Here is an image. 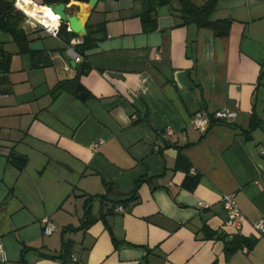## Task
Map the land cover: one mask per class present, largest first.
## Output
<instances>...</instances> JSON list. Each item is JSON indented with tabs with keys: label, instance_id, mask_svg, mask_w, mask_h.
<instances>
[{
	"label": "crops",
	"instance_id": "crops-1",
	"mask_svg": "<svg viewBox=\"0 0 264 264\" xmlns=\"http://www.w3.org/2000/svg\"><path fill=\"white\" fill-rule=\"evenodd\" d=\"M167 1L145 28L146 0L66 5L84 15L93 39L85 73L65 51L83 38L67 44L20 18L19 29L51 57V67L37 68L35 53L1 33L10 56L0 70L4 264H264V237L253 228L264 219V0H219L210 20L231 21L225 37L180 26L182 3ZM224 109L235 118L194 128L195 114ZM187 176L198 178L193 190L183 186ZM226 195L242 214L238 238L250 243L231 253ZM44 219L55 226L51 236Z\"/></svg>",
	"mask_w": 264,
	"mask_h": 264
},
{
	"label": "trees",
	"instance_id": "trees-1",
	"mask_svg": "<svg viewBox=\"0 0 264 264\" xmlns=\"http://www.w3.org/2000/svg\"><path fill=\"white\" fill-rule=\"evenodd\" d=\"M72 0H42L41 6H51V5H59L65 4L68 5ZM219 0H206V2L201 6H195L192 4L186 3L187 0H180L182 3V24L180 26H184L187 24H195L199 28L209 29L213 32L215 37H225L228 35L231 27L230 20L223 21H211L210 16L215 11L216 5ZM147 3V4H146ZM145 11L141 17V22L143 27H147L150 24L152 26L155 23V19L153 15L156 9L160 6H164L168 3L167 0H146ZM17 13V12H16ZM20 18H22L21 14H15L13 9V5L0 1V30L2 34L9 35L13 42L18 46L21 52L30 53L29 45L31 44L30 40H28L27 36L23 33L21 29H19ZM59 37H64L65 42L68 44L70 41L76 36L73 33H69L66 30V25L62 24L59 30ZM93 42L91 34H88L83 41L77 46V50L79 55L82 57L81 71L79 73H85L89 71V66L86 63V52L90 49V45ZM32 53V52H31ZM10 56H7L2 48L0 47V70L6 72L8 70ZM78 77L72 81V84L76 85V91L82 92V87L77 84ZM70 82H65L61 85H58L54 89V93L58 94L63 90L68 88V84ZM181 159L178 157L177 166L180 167ZM197 176L190 177L187 176L183 183V186L188 190H193L197 185ZM143 180H140L138 184H140ZM229 247L227 249L228 253L237 251L242 248V245L250 244L248 241H244L239 239L238 236H233L232 241L229 243ZM21 264H27L22 258Z\"/></svg>",
	"mask_w": 264,
	"mask_h": 264
},
{
	"label": "built area",
	"instance_id": "built-area-1",
	"mask_svg": "<svg viewBox=\"0 0 264 264\" xmlns=\"http://www.w3.org/2000/svg\"><path fill=\"white\" fill-rule=\"evenodd\" d=\"M22 0H15L13 3V9L15 12L21 14V16L25 19V22L28 27H30L33 31L37 29H42L45 31L49 36L53 38H59V30L61 28V20L60 17L58 16V26L55 27H47L44 24H42L39 20L33 18L32 16L28 15L22 8L19 6V3ZM30 3H33L30 1ZM49 7V6H47ZM50 10L53 12L52 8L49 7ZM54 13V12H53ZM55 14V13H54ZM56 15V14H55ZM67 32H70V29L68 26H66ZM0 35H1V30H0ZM81 42H71L67 47H66V54L72 58V60L75 62V64L79 65L82 63V57L76 52L77 46ZM158 57V56H157ZM70 68L67 67L66 71H68ZM236 116V113L230 110H220L217 111L213 114H208L205 112H199L195 114L192 124L195 129L197 130H207L210 127V123L212 119H214L217 122L221 123H226L229 122L230 120L234 119ZM172 135V130L168 127L164 130L163 132V138L167 139L169 136ZM93 150L97 151L99 148V144H94ZM261 157L264 158V149L261 150L260 152ZM193 174H195L194 170H192ZM202 209L208 208V205L201 202L198 205ZM222 207L223 211L226 214V219H225V226L227 229H229L232 232V236H238L241 234L242 231V214L239 210L238 204L235 201V198L233 195H226L222 198ZM124 210L122 208L118 209V212H123ZM43 234L45 236H51L53 232L55 231V226L52 222H50L48 219H44L43 221ZM253 228L256 232H258L261 237H264V219L259 220L254 223ZM244 253H247V249L243 248L242 250ZM76 262V259L73 260ZM7 262V256L6 253L0 244V263L4 264Z\"/></svg>",
	"mask_w": 264,
	"mask_h": 264
},
{
	"label": "water",
	"instance_id": "water-1",
	"mask_svg": "<svg viewBox=\"0 0 264 264\" xmlns=\"http://www.w3.org/2000/svg\"><path fill=\"white\" fill-rule=\"evenodd\" d=\"M74 1L77 3H83L85 0H74ZM97 1L98 0H88L89 8L93 9ZM49 7H51L53 12L60 17L61 23L69 27L71 33H73L78 38H85L87 36L85 22L83 21V16H84L83 14L81 15L80 12L78 14H70L68 10L69 8H67L65 4L51 5ZM99 37H101V35H96L94 36V39L97 40ZM29 50L32 53L36 54L33 62L34 66H36L37 68H49L52 66L51 57L49 55L43 54L45 48L43 47L40 41L32 42L29 45ZM76 52L78 53V50H76ZM70 65L72 66L73 69L77 71H81V65L75 64L73 60L70 62ZM175 78L181 88H185L189 86L187 73L179 72L176 74ZM85 96L86 95L82 93L80 94L79 97L80 99H84ZM253 153L258 158V155L254 149H253ZM12 159L18 160L20 158L16 155H13ZM11 164H13V162Z\"/></svg>",
	"mask_w": 264,
	"mask_h": 264
},
{
	"label": "bare ground",
	"instance_id": "bare-ground-1",
	"mask_svg": "<svg viewBox=\"0 0 264 264\" xmlns=\"http://www.w3.org/2000/svg\"><path fill=\"white\" fill-rule=\"evenodd\" d=\"M19 6L24 10L28 15L39 20L42 24L47 27L58 26V16L55 15L49 7L47 6H38L35 3H30L29 0H22L19 3ZM83 21L85 22V17L83 16Z\"/></svg>",
	"mask_w": 264,
	"mask_h": 264
},
{
	"label": "rangeland",
	"instance_id": "rangeland-1",
	"mask_svg": "<svg viewBox=\"0 0 264 264\" xmlns=\"http://www.w3.org/2000/svg\"><path fill=\"white\" fill-rule=\"evenodd\" d=\"M36 3L38 4V3H40L39 1H36Z\"/></svg>",
	"mask_w": 264,
	"mask_h": 264
}]
</instances>
